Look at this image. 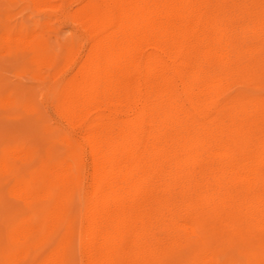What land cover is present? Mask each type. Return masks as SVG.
<instances>
[{"label": "bare ground", "instance_id": "obj_1", "mask_svg": "<svg viewBox=\"0 0 264 264\" xmlns=\"http://www.w3.org/2000/svg\"><path fill=\"white\" fill-rule=\"evenodd\" d=\"M77 18L89 47L60 110L90 158L85 264H218L232 237L260 264L264 97L222 96L264 68V0H93ZM83 167L40 177L59 190L52 231ZM67 245L42 264H64Z\"/></svg>", "mask_w": 264, "mask_h": 264}, {"label": "rangeland", "instance_id": "obj_2", "mask_svg": "<svg viewBox=\"0 0 264 264\" xmlns=\"http://www.w3.org/2000/svg\"><path fill=\"white\" fill-rule=\"evenodd\" d=\"M91 1L0 0V264H42L63 242L64 264H85L80 235L90 158L82 131H72L60 108L62 86L75 71L69 61L81 60L89 47L77 14ZM239 95L264 97V68L253 81L230 83L222 100ZM79 162L83 183L74 181L63 195V218L52 231L59 190L48 193L40 177ZM217 252L218 264H257L238 238L221 241ZM259 260L264 264V248Z\"/></svg>", "mask_w": 264, "mask_h": 264}]
</instances>
